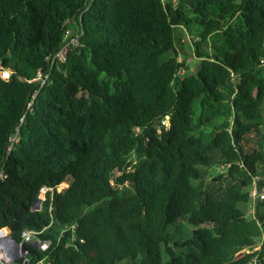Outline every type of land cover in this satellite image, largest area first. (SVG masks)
<instances>
[{
	"label": "trees",
	"instance_id": "16d2710c",
	"mask_svg": "<svg viewBox=\"0 0 264 264\" xmlns=\"http://www.w3.org/2000/svg\"><path fill=\"white\" fill-rule=\"evenodd\" d=\"M263 163L264 0H0V228L42 263L264 264Z\"/></svg>",
	"mask_w": 264,
	"mask_h": 264
},
{
	"label": "built area",
	"instance_id": "2783aa9c",
	"mask_svg": "<svg viewBox=\"0 0 264 264\" xmlns=\"http://www.w3.org/2000/svg\"><path fill=\"white\" fill-rule=\"evenodd\" d=\"M63 52L64 49L62 47L53 55V57H51V60L53 61L56 57L61 58L63 56ZM1 75L3 77H8L9 71L7 69H2ZM14 139L15 137H12V140ZM44 189L41 191H44ZM250 196L253 201L255 198L262 199L264 198V189L262 188L258 190L254 184L250 190ZM48 242V240L40 241L39 239H37L35 230L23 229L17 237H12L10 235V230L8 229V227H2L0 228V264H24L28 259V245L35 244L37 245V248L45 249L48 245ZM263 243L264 234L260 236L253 247H246L245 251L249 252L259 250L260 246ZM22 247L26 248V251H22ZM250 264H256L255 258L251 261Z\"/></svg>",
	"mask_w": 264,
	"mask_h": 264
},
{
	"label": "rangeland",
	"instance_id": "374dc122",
	"mask_svg": "<svg viewBox=\"0 0 264 264\" xmlns=\"http://www.w3.org/2000/svg\"><path fill=\"white\" fill-rule=\"evenodd\" d=\"M186 61H187V64H188V69H187V71H191V69L194 67V65H193V58H191L190 56L186 59ZM250 138H252V141L254 140V138L253 137H249V141H251V139ZM251 141V142H252ZM259 163V162H258ZM216 168L217 167H212L211 169H212V171H213V173H215V171H216ZM222 171H225V168L224 167H219ZM258 169H259V172H260V175H262V176H264V163L261 165V164H258ZM226 177L227 176H224L223 178L224 179H226ZM68 183H69V179H66L64 182H62V183H60L59 184V190H63V189H65V187L68 185ZM263 189H264V187H263ZM263 191V190H262ZM44 192V191H43ZM41 195L40 196H42V198L44 197V193H40ZM261 203L258 207H259V210L261 209L262 211H264V198H262V200H258V198H255L254 199V201L252 200L251 202H249L248 204H246V206L248 207L247 208V210H248V212H249V215L251 216V212H252V209L254 208V206H255V204H257V203ZM253 203H254V205H253ZM263 203V204H262ZM4 228H6V227H4ZM7 230V229H6ZM27 247V246H26ZM36 245L35 244H32V245H28V249H29V254L32 256V262L34 263V264H44V263H42V261L40 260V259H36L35 257V249H36ZM45 264H47V263H45Z\"/></svg>",
	"mask_w": 264,
	"mask_h": 264
},
{
	"label": "water",
	"instance_id": "95a60500",
	"mask_svg": "<svg viewBox=\"0 0 264 264\" xmlns=\"http://www.w3.org/2000/svg\"><path fill=\"white\" fill-rule=\"evenodd\" d=\"M197 67H198V61L195 62L194 64V69L195 71H197ZM40 193H44L43 191H40ZM41 194L38 195V197H36L34 204H33V208H38L42 199V196H40ZM37 246V245H36ZM22 251H26V248L22 247Z\"/></svg>",
	"mask_w": 264,
	"mask_h": 264
}]
</instances>
